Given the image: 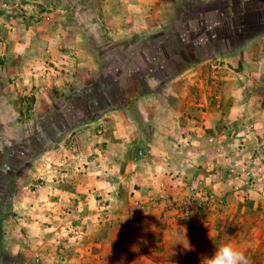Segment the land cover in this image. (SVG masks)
Segmentation results:
<instances>
[{
    "label": "crops",
    "instance_id": "0c3cea01",
    "mask_svg": "<svg viewBox=\"0 0 264 264\" xmlns=\"http://www.w3.org/2000/svg\"><path fill=\"white\" fill-rule=\"evenodd\" d=\"M95 1L102 3L98 9L78 4ZM242 9L250 28L238 47L214 34L211 43L223 49L169 75L155 69V61L164 59L153 58L150 77L144 78L150 90L128 94L97 117L74 124V146L81 153L61 152L66 139L44 142L42 135L51 136L41 126L32 136L20 135L26 152L20 158L9 152L19 147L18 136L7 139L8 152L0 156L23 164L16 174L25 191L19 208L47 207L57 228L62 220L75 225L68 252L56 242L55 251L46 253L54 260L49 264H210L217 257L224 264H264V168H242V193L217 180L233 162L247 161L249 155L236 146L264 149V0H244ZM150 10L156 12L150 0H0V99L18 100L22 84L39 81L32 69L63 65L62 57L73 51L81 65L91 61L95 35L129 46L128 35L154 33ZM222 67L231 72L223 74ZM34 95L36 113L52 111L39 109L43 89ZM0 128L5 130L2 123ZM0 169L10 171L11 165ZM203 185L214 201L177 221L171 206L190 196L199 201L194 192ZM104 200L108 206L102 207ZM22 236L27 241L26 231ZM26 258L24 251L0 253L4 264H27Z\"/></svg>",
    "mask_w": 264,
    "mask_h": 264
},
{
    "label": "rangeland",
    "instance_id": "374dc122",
    "mask_svg": "<svg viewBox=\"0 0 264 264\" xmlns=\"http://www.w3.org/2000/svg\"><path fill=\"white\" fill-rule=\"evenodd\" d=\"M238 1L239 0H220L210 3V7L221 8L229 4L230 10H232V8H239L237 4ZM26 4H28V2H26ZM29 4L32 3L30 2ZM78 4H80L79 6H82V8L86 4H90V8L98 9L102 3L95 1ZM150 6L156 9L155 13L150 10V12H152L151 14L155 15V23L153 25L156 28L155 32L150 34L133 33L128 35L127 41H129L128 43L130 44L129 46L126 45L127 47L124 46V43L112 45V43L108 42L109 40L106 36L99 37L95 35L94 39L90 42V47L92 48L90 51L93 56L92 60L87 61V63L83 65H81V63L84 61H81L80 56L73 51V54H69L70 56L68 58L62 57L63 65L61 63H57L56 65L52 64L51 67L43 65L37 68V72H34L33 69L31 71L30 66L26 67V69H29V72L31 71L34 74H38L39 81L37 83L27 82L22 84L21 88H19L22 91L21 98L18 97V100H16V98L0 99V110L3 107L4 109H6V107L10 108V114H0V127L1 123L5 126V130L0 128V154L3 153L2 150H5V153L8 152L6 141L9 137L12 138L13 142L16 139L15 137L18 136L16 139L18 141V139L21 138V134L24 136L25 133L26 136V133H31L30 135L32 136L35 130L40 126L45 134H49V137L51 136L49 139L47 136L42 135V140L44 142L46 141L49 143V141L54 138H56L58 142L62 139H66L68 147L65 143L61 152L79 154L82 152L80 151L82 149L80 147L75 148L74 144L77 143V138L74 137L75 132H73V130L71 131L70 128L74 127V124L76 125L78 121L88 119V117L90 118L88 120L97 117L99 112L103 111L105 107L113 106L117 104V102L123 101L126 97L128 98L129 96H127V94L125 95V93H127L126 90H138L141 92L150 90V82L144 81V78L146 76L150 77V70L153 68L151 67L153 58H163L165 62L169 65L171 64L170 70L161 67L163 63L162 60L155 65V69H157L158 73L163 75L165 72L168 75V73L172 74L177 71L178 68L180 69L184 61L204 58L208 56L212 50H216V48L219 50L223 49L222 47L215 48V45H213L214 42L213 44L211 43V39L214 37L213 35L217 33V28L212 27L216 22L220 25V19L225 22L230 21L228 20V18L231 19L228 17L230 15L229 13L218 17L212 14L216 12L215 10L207 12L205 15L194 13L193 0H150ZM80 11H82L81 8ZM217 11L220 12L222 10ZM201 17L206 20V26L202 25L203 21ZM233 19L236 24L242 25L248 18H246L245 13L236 12L233 13ZM249 28L250 27L245 24L243 36H236L235 47H238V45L246 40L249 34ZM226 40L227 39H219V41ZM228 43L232 46L230 42ZM64 54L66 56L67 53ZM134 61L137 63L139 78L137 74H135L131 78V81L121 82V80H118L117 82V75H129L131 72L130 64L131 62L134 63ZM12 69L13 73L17 72L16 67ZM219 70L223 74L231 72L228 67H222ZM29 72L27 71V74H29ZM3 73L4 72L0 71V75ZM36 84L38 85L37 87L35 86ZM153 84L157 85V83ZM14 87L15 90H19L17 85ZM14 87L11 89H14ZM36 88L37 90L43 89V95L39 97L37 103L38 106H40L39 109H42L43 106H49L53 112H50L48 109L46 113H36V97L34 95V90ZM107 90H117L119 94L121 93L120 96L122 98L109 97V100L107 98ZM42 101L46 105H43ZM8 126H10V128H8ZM249 126L251 125L249 124ZM51 130H53V134H50ZM54 131L56 133H54ZM9 134L11 136H9ZM25 136L23 137L24 139ZM27 137L28 136H26V138ZM23 138L18 141L20 143L19 147L16 146V149H14L15 145L9 147V152L15 155L16 159L17 156L21 157L25 152L23 151L24 146H21L22 140L24 141ZM28 141L29 140H27V143ZM236 150L243 153L246 151V154L249 155L248 159L247 161L243 160L240 162V160H237L233 162V165L230 166L229 169H226V172L232 171L234 173H239L242 168L249 164L259 169L261 167L264 168V159H262L264 158L263 147L250 146L247 148V145H242L236 146ZM5 153L4 155L6 156ZM261 160H263L262 164ZM7 162L11 165V170L0 169V216L6 213L4 222L0 223V253L3 254L4 251L14 250L24 251L27 255V264H49L54 260H52V257H47L46 253L51 254L55 251L54 249H56L57 243L60 249H62V252H68V243L71 241L73 233L76 232L75 225L74 223L69 224L68 221L69 225L64 226L67 222L66 220H62V224L64 225L57 228L56 223L51 224V221H55V218L50 217L53 212L47 209V207H45L46 210H44V208L39 209L38 207L34 209L27 208V210L23 208L21 210L19 208V204L21 205L20 197L25 191L22 187H19L21 182H19L20 178L17 177L16 174L23 164L21 165L18 160ZM7 162L3 156H0V166L5 165ZM242 163L245 165L243 166ZM223 176L224 173L219 175L217 180L223 183V185H227V179ZM204 181L206 182V180ZM14 184H16L17 188ZM234 184V182L231 183V185L229 184V187H235L234 189H237V187L242 186V184ZM11 185L14 187H10ZM2 187L8 188H6L4 192ZM2 192L5 193L6 197L9 199V203H6V205L4 204L6 201L3 202ZM101 203L102 207L108 206V201L104 200ZM3 207H5L6 210H3ZM15 217H17V222L9 223L10 218L13 220ZM64 217H66V215ZM19 219H24V222L22 223ZM22 231H26V235H28L26 238L27 241L24 240ZM4 239H6V241ZM58 260H60V258H58ZM61 260H63L62 262L65 261V259ZM0 264H4L3 261H0Z\"/></svg>",
    "mask_w": 264,
    "mask_h": 264
},
{
    "label": "trees",
    "instance_id": "16d2710c",
    "mask_svg": "<svg viewBox=\"0 0 264 264\" xmlns=\"http://www.w3.org/2000/svg\"><path fill=\"white\" fill-rule=\"evenodd\" d=\"M238 7L239 8H235V10H230L229 8V4L228 5H224L223 7L219 8V7H215V8H212L210 7V2H203V1H200V0H193V12L194 13H199L201 15H205L207 12H210V11H217V10H222V11H217V13L219 14V16H222V14L224 13V15H226V13H229L230 15L228 17H230L231 19L228 18V22H225L223 21L222 19H220V25L218 24L217 25V37L218 39H227L226 41L230 42L232 44L233 47L236 46V36L238 37L239 35H242L244 34V29H245V24H246V21H244L242 23V25H239V24H236L235 20L233 19V13H244L241 9V7L244 5V0H239L238 1ZM233 9V8H232ZM238 9V10H237ZM192 11V10H191ZM242 11V12H241ZM200 17V16H199ZM202 18V17H201ZM202 25H205V22L206 20L204 18H202ZM247 38V37H246ZM163 63L161 64L162 68L165 67V69H168L166 68L167 66H169V64L167 62H165V60H162ZM158 62H161V61H158L156 60L155 61V64H158ZM186 62H189V61H184L183 65L186 63ZM167 65V66H166ZM164 69V68H163ZM130 70L131 72L129 73V75H126L124 76L123 74H119L116 76V81L118 82V80H121V82H128V81H131V78L137 74L139 76V74L137 73V63L136 61L131 62L130 64ZM169 70V69H168ZM170 73H168L169 75ZM122 90V89H121ZM108 91V90H107ZM106 92V91H105ZM127 93H125V95L127 94H137L139 93L140 91L138 90H126ZM101 94V93H100ZM99 94V96H100ZM121 94V93H120ZM120 94L118 93V91H108L107 92V98L110 100L109 97L111 98H117L118 96H120ZM92 118V117H91ZM88 119H90L88 117ZM3 212V211H2ZM5 212V211H4ZM6 213H3L2 216L5 217Z\"/></svg>",
    "mask_w": 264,
    "mask_h": 264
},
{
    "label": "built area",
    "instance_id": "2783aa9c",
    "mask_svg": "<svg viewBox=\"0 0 264 264\" xmlns=\"http://www.w3.org/2000/svg\"><path fill=\"white\" fill-rule=\"evenodd\" d=\"M227 179V185H231V183L242 184L241 187H237L238 192L242 193V187L245 185L243 183L242 177L240 173L229 172L223 176ZM246 184H253L250 180L245 181ZM201 189V190H200ZM198 197L199 201L196 198L190 197L186 203L181 204H173L171 206V210L173 211V217L177 221L187 220L192 216V214L196 211V209H206L210 206V204L214 201L213 195L208 192L207 188L203 185V187H199L196 192H194Z\"/></svg>",
    "mask_w": 264,
    "mask_h": 264
},
{
    "label": "clouds",
    "instance_id": "9594fccd",
    "mask_svg": "<svg viewBox=\"0 0 264 264\" xmlns=\"http://www.w3.org/2000/svg\"><path fill=\"white\" fill-rule=\"evenodd\" d=\"M229 250L228 249H224L223 250V254L224 255H228ZM210 264H224V261L222 259H220L219 257L212 259Z\"/></svg>",
    "mask_w": 264,
    "mask_h": 264
}]
</instances>
